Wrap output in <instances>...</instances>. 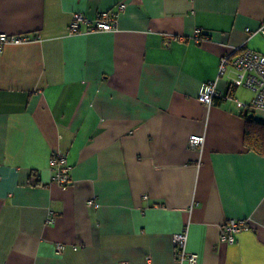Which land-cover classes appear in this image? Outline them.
Returning a JSON list of instances; mask_svg holds the SVG:
<instances>
[{
  "label": "crops",
  "instance_id": "crops-1",
  "mask_svg": "<svg viewBox=\"0 0 264 264\" xmlns=\"http://www.w3.org/2000/svg\"><path fill=\"white\" fill-rule=\"evenodd\" d=\"M119 3L115 30L71 31L74 12ZM263 20L264 0H0V33L41 38L0 54V264H190L185 229L197 264H264L255 91L233 64L220 74L237 46L264 52ZM55 153L69 185L53 181ZM231 219L251 224L233 243Z\"/></svg>",
  "mask_w": 264,
  "mask_h": 264
},
{
  "label": "built area",
  "instance_id": "built-area-1",
  "mask_svg": "<svg viewBox=\"0 0 264 264\" xmlns=\"http://www.w3.org/2000/svg\"><path fill=\"white\" fill-rule=\"evenodd\" d=\"M126 7L125 3H119L114 8L101 10L97 16L90 18L81 11L74 12L70 23L72 32H80L83 27L87 31H113L118 26V16L121 10ZM202 30H197V37L200 38ZM264 34V20L260 28L256 31ZM40 36H31L30 34H9L0 33V54H2L4 47L8 44H22L40 40ZM236 55H225L220 64V74H224L229 64L237 70L238 81L244 86L255 91V96L248 107L253 109L264 110V52L259 51L242 44L235 49ZM220 94L217 90L216 82L205 83L199 94V98L207 103L212 104L215 98ZM204 136L194 134L190 138L192 146L201 145L204 143ZM50 164L54 170L53 181L66 186L69 185L72 176L70 173L71 166L67 163L66 156L62 153H55L50 159ZM90 205L98 206V203L90 201ZM50 222H54L51 218ZM251 229V224L248 219H231L223 226L222 240L233 243L236 241V235L242 230ZM188 231L187 229L178 232L174 235V243L177 248V258L181 262H189L190 264H197L199 255L195 252H190L187 249ZM66 248V244L58 242L57 249L62 252ZM128 264V262H124Z\"/></svg>",
  "mask_w": 264,
  "mask_h": 264
},
{
  "label": "trees",
  "instance_id": "trees-1",
  "mask_svg": "<svg viewBox=\"0 0 264 264\" xmlns=\"http://www.w3.org/2000/svg\"><path fill=\"white\" fill-rule=\"evenodd\" d=\"M246 119L245 144L251 150L264 155V122L257 119L250 107L244 112Z\"/></svg>",
  "mask_w": 264,
  "mask_h": 264
},
{
  "label": "rangeland",
  "instance_id": "rangeland-1",
  "mask_svg": "<svg viewBox=\"0 0 264 264\" xmlns=\"http://www.w3.org/2000/svg\"><path fill=\"white\" fill-rule=\"evenodd\" d=\"M256 115L261 121L264 122V110L257 109L256 110Z\"/></svg>",
  "mask_w": 264,
  "mask_h": 264
}]
</instances>
